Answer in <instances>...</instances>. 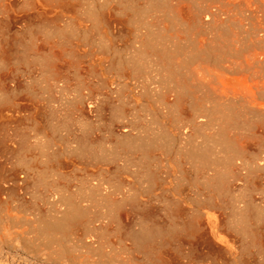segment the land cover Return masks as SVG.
<instances>
[{
	"label": "rangeland",
	"instance_id": "1",
	"mask_svg": "<svg viewBox=\"0 0 264 264\" xmlns=\"http://www.w3.org/2000/svg\"><path fill=\"white\" fill-rule=\"evenodd\" d=\"M146 1L0 0V103L4 104H0L4 114L0 121V264H264V216L255 218L260 212L264 214V170L256 168L253 173L255 167L244 161L252 156L257 160L262 154L259 150L263 146L251 144L257 142L248 135L251 131H245V125L247 129L255 125L252 122L256 118L242 115L248 124L241 123L244 129L237 130L242 139L247 138L243 137L245 132L251 136L250 142L247 139V151L244 155V151L240 152L245 159L240 158L243 165H237L242 169L235 164L228 166L234 173L226 169L227 164L216 169L219 176H226V179L220 177L221 180L216 176L217 182H221L217 183L219 187L224 185L227 189L228 183L229 191L234 190H226V197L231 193L226 200L222 196L223 187L218 188L223 191L219 195L222 198L210 187L207 191L206 180L199 177L201 174L202 178L207 177L211 172L203 174L205 170L195 167L193 170H201L196 175L191 164L188 166L184 160V166L182 157L180 161L177 159L180 156L175 149L180 138L176 129L189 132L188 122L184 123L190 114L189 107L182 106L183 113L176 112L178 117L173 113L170 116L176 106L171 107L167 115L154 82L157 78L154 76L155 86L149 82L151 74H155L153 69L149 67L153 72L149 75L140 60L138 66L144 70L139 73L142 70L135 69L133 76V70L125 65L127 61L132 66L136 59L134 47H138V37L145 33L152 39L172 36L181 39L183 45L190 38L189 46L186 45L190 49L199 47L194 42L196 45L205 40L210 44L211 38V46L216 40L215 47L223 39L232 45L234 37L239 42L250 43L249 39H259L258 19L244 6L236 3L229 6L221 0L189 1L192 5L187 0H163L167 1L164 3L160 0L161 5L158 3L160 6L155 8ZM209 7L214 16L205 18ZM216 7L221 8L219 12ZM184 34L185 41L180 38ZM216 36L222 39L217 37L218 41ZM225 42L220 45L224 46ZM245 42L241 41L240 45ZM245 44L250 50V44ZM221 46L214 47L221 51L218 53H222ZM226 46L225 50H230L231 46ZM241 46L243 50L245 45ZM245 49L239 52L244 54ZM211 50L209 54L214 52ZM216 51L212 55L218 58L220 54ZM225 52L220 58H225ZM147 78V86H153L145 90ZM194 89H190L194 96L201 94L202 89L197 88L196 92ZM161 128H164L160 132L162 136L170 133L169 141L167 136L165 139L168 143L172 140L173 145L170 144L169 153H163L164 157L152 150L142 159L144 156L133 149L128 151L137 139L139 142L140 134L152 136L153 130L156 134ZM204 128L197 129H203L202 132L194 131L196 142L208 132ZM196 132L202 135L198 137ZM82 144L92 148L90 155L96 152L97 157L90 156L87 147L83 151L81 146L78 149ZM117 151L125 155L119 153V156ZM103 153L106 154L102 156ZM152 156L158 157L153 160ZM138 159L143 162L137 164ZM236 172L238 176L234 175ZM66 200L81 201L84 212L79 216L80 226L77 224L79 227L50 238L51 241L35 228L39 221L60 216L56 211L59 208L63 211ZM68 203L65 206L72 207L74 202ZM141 229V233L146 229L156 233L154 243L137 246L135 236ZM144 246L150 250H140Z\"/></svg>",
	"mask_w": 264,
	"mask_h": 264
},
{
	"label": "bare ground",
	"instance_id": "2",
	"mask_svg": "<svg viewBox=\"0 0 264 264\" xmlns=\"http://www.w3.org/2000/svg\"><path fill=\"white\" fill-rule=\"evenodd\" d=\"M159 1L160 0H147L146 4L148 2L149 7H154L155 8V6L159 5L158 3H160V2L164 3V2H167L168 0L167 1H163L162 0L160 2ZM189 1L194 2L195 0H187V2H189ZM223 1H226V3L229 6H231L230 4H235V3L239 4L241 6H244L245 10L249 11L251 14H254L256 16V18L258 19V25H257L258 37L257 36L256 37L259 38V39H249V40H251L250 43H248V40L246 42L241 40L242 42H245L248 45L250 44V47H251V49L249 48L250 50H247L246 44L243 43L245 45V48H246V49L244 48L245 49L244 54H241V53H243V50H244V49L242 50V48L244 46H241L243 44L240 45L241 41L240 42L237 41L235 37L233 39V41L234 40L235 41H234V43L232 45H227V43L225 42V39H223L224 42H225L224 46H226V45L227 46H231L230 50H225L228 47L226 46L227 48H224V46L220 45V43L223 45L224 42H223V40H221L223 43L221 41H219L220 39H222L219 36H216V39H217V37L219 39V40L217 39L219 41V43L217 41L219 46H217V44H216V47H215L216 40L213 42L214 46H211V44H212L211 41H213V40H211L212 38L209 39L210 44L206 43L207 41L205 42V40H203L202 42H200L199 44H196V45H195L194 41L197 42V39H195V40L191 39V40H193L194 43L191 42L190 46H193V44H194V46H198L199 45V47H197V48L196 47L192 48V49H195V50H192V49H190L188 47L189 43L187 42L190 38L188 39L186 37L187 38L186 39L185 38V36H186L185 34H184V36L181 35L180 38L183 37L184 38V39L182 38L183 41H185V39H186L185 42L187 43L186 45H188V46L183 45V42L181 43V39L179 38V36L177 37L176 35H174V36H176L177 39L179 38L180 40H175L176 38H172V36L170 38V36L166 37V36H162V35L157 37V38L155 37L154 39H152V38L149 37L148 33H145V35H142V33H141L139 35L140 36L142 35V36L138 37V39H140L139 42L137 43L138 47L137 46L134 47V50H135V54L134 55L135 56L134 55L133 56H134V59L136 57L137 61H136V59L133 60V56L129 57L131 59L128 58L131 62L133 60L131 65L134 67V69H132L133 68L132 66L131 67L129 66L130 65L129 63H126L127 61H125V65L127 67V64H128V68H131V69H129L130 71L133 70L132 71L133 76L135 74L134 73L135 69L139 72L142 69L144 70V68H147L149 70L148 73L151 71L150 68L153 69L155 74H151L153 72H150L149 75L150 74L152 75L151 78H150L149 75H147V76H149L148 78H150V81H149L148 78H147L148 80L146 82L144 81V83H146L145 84L146 86L143 83V85L145 86V87H143V89L148 90L147 87L148 86L150 87L152 84L150 83L151 85L147 86V83L149 84V82H151V81L153 83V80L155 79L154 76H155L157 78L156 81L154 80V82H156V84H157L156 88L158 89V92L159 91L161 92L162 96L160 94L159 95H160V98L163 99L161 101L164 102L163 104L161 103V105H164V104L166 105V108H167L166 111H168L169 108L171 109V107H175L176 106L175 107L176 110H175V108L173 109L175 111V113L173 111L172 112L170 111L171 114L173 113L175 115L176 112H178V111L181 114V113H183V110L181 109L182 106L186 105L185 107H187V106L189 107L190 110L188 112L190 114H188V112H187V114H188L187 116H189V117L188 118H184V120L186 121L184 123L188 122L187 124L190 127V129L187 127L189 129V132L188 133L184 132L183 130H185V129L181 130L182 128L181 129L177 128L178 130H181V131H177V129H176V132H179V134H177V135H179L178 137L180 138V139L178 138L179 139L177 141L178 146L175 149L176 153L180 156V159L179 158H177V159H178V161H180L181 157H182L183 161L185 160V161H187L186 163H189L188 166L190 164L192 165V167H191L192 171H194L195 173L198 171L197 170L198 168L203 170V171L205 170V173H203V174H207V173L211 172L212 174L206 175L207 177L203 176L204 178H202V174L199 177H201L202 181L206 180L207 191H209L208 190L209 187H210V190H212L213 192L214 191L217 192L219 190L218 188H222L223 187V191L225 190L224 191L225 193H223V191L221 189L222 192L218 191L217 194L219 193L218 194V196H219L220 193L221 194L223 193L224 195H222V196H224V199H225V197L228 196L227 195L228 191H229L228 188H229L230 185L227 183V185H228L226 187L227 189H224V185H222V186L220 185V187H219V185L217 183L221 184V182L220 181L217 182L218 179L216 178V176L218 174L216 173V169H218L217 167L218 166L220 167V165L224 166L223 164H225V165L227 164L226 165L227 167L230 166L229 164H232V166H233V164H235L234 166H238V165L242 166L243 165V161L241 160L242 161L241 162L240 158L243 159V157H241L242 155H240V154L243 153V155H244L245 150L247 148V146H246L247 139H248V142H250L249 140H251L250 139L251 136L253 138V141L255 140L257 142V144H255L254 142L251 143V144H254V145L260 146V147L263 146L259 150V152L261 151L260 153H262V154H261L260 157H258V154L255 153V156L257 154V157H258L257 160L255 158H252L253 156L249 157V158H251L253 160L255 159L252 162H250L251 159L245 157L248 154L244 156L246 158V160H244L245 158L243 160L247 161L248 165L250 163L251 166L255 167L254 170L252 168V170H253L252 172L253 173H255L254 171L256 170V168H257V170L259 169L260 171L264 170V0H221V2H223ZM191 2H189V3L191 4ZM196 2H197V0H196ZM196 2H194V3H196ZM226 3H225V5L227 6ZM169 4H170V2H169ZM220 4H222V3H220ZM160 5H161V3H160ZM219 6H217V7H219ZM223 6H224V3H223ZM125 7H126V5H125ZM125 7H124V10H125ZM180 8L183 9V7H180ZM210 8L211 7H209V9L206 8V9L209 10V11L206 10L208 12L204 11V12L208 13L207 15L204 16L205 18H210L213 15L214 11H212L213 9L210 10ZM241 8H243V7H241ZM219 9H221V8H219ZM219 9L217 8L216 10L218 11ZM134 10L136 11V9H134ZM130 11L131 10H129V12ZM177 11H179V10H177ZM185 12H187V11H185ZM249 12H248V14H249ZM129 14H128V16H130ZM180 17H181V20L184 21V18L182 16H180ZM204 17H203V19H204ZM127 18H129V17H127ZM219 18H221V17H219ZM203 19L201 18L202 21H204ZM213 20H215V19H213ZM213 20H211V21H213ZM214 22L215 21H213V23ZM202 23H204V22H202ZM146 34H148V36ZM206 37L208 38V36H206ZM173 39H174V41H173ZM204 39H206V38H204ZM230 40L231 39H228V41H227L229 44L232 43V41L229 42ZM185 42H184V44H185ZM220 46L222 47V53L223 54H224L225 51L227 52V53L225 52V54H226L225 58L222 56L223 60H222V58H220V55L222 53H218L220 51L219 50ZM214 47L215 48L219 47V49H215ZM209 49H212L211 52H213L214 49L218 50V51H216L217 54H220V55H218V58L215 56L216 54L212 55L215 52V50H214L213 53H210L213 56V57H211L210 54H209ZM240 50H242L241 53L239 52ZM228 51H230V53ZM246 51H248V52L245 53ZM228 53H229V58H227L228 59L227 60L226 56L228 57V55H227ZM230 58L231 59L234 58V59L231 60ZM124 59L125 58H123V60ZM143 59H144V62H143ZM140 60H142V63H144V65L147 66V67H145L143 64H141L142 67H144L141 70H140L141 65L138 66L139 62H141ZM114 61H115V59H114ZM121 61H122V59H121ZM130 61H128V62H130ZM0 63H2V62L0 61ZM145 63L149 64L150 66L145 64ZM119 64L121 65V63H119ZM112 65H114V64H112ZM120 65H119L118 69H120ZM137 66L139 67V69H138ZM0 67H1V65H0ZM118 69H116V70H118ZM143 70L141 72H139V73H142ZM146 71L147 70H145V72ZM132 73H129V74L132 75ZM193 84L195 85V87L191 86ZM154 86H155V84H154ZM139 87H140V84H139ZM191 87H192V89L195 88L194 89L195 92H196L197 88L202 89L201 90V94L200 95L196 94L197 96L196 95L194 96V94H193L194 92L190 90ZM153 88H155V87H153ZM134 89H136V88L134 87ZM156 90H154V91L156 92ZM197 93H198V91H197ZM0 102H1V100H0ZM0 104H1V106L4 105L2 103H0ZM165 105H164V107H165ZM6 107H7V105H6ZM177 107H179V108H177ZM185 107H183L184 110L186 109ZM166 108H164V109H166ZM161 109H163V108H161ZM177 109H179V110H177ZM180 109L182 110L181 112H180ZM1 110L2 109H0V121L3 119V115H4L2 113L3 110L2 111ZM187 110H188V108H187ZM78 111H80V110H78ZM165 113L167 115L170 114L169 111H168V113L167 112H165ZM179 113H177V114L179 115ZM185 113L186 112H184V114ZM239 113L240 114L242 113L241 116L242 115L243 116L244 115H246V116L251 115V117H253V119L256 118V120L257 119L260 120V121H258V120L256 121L254 119V122H252V124L253 123L255 124V125H251V126L255 127L254 130H252L251 126L248 127V129H247L248 125H245V127H246L245 131L246 132H250L251 131L248 134V135H251V136H248L246 134V132L244 133L243 137L247 136L246 139L244 138L245 140L242 139V137H239L238 133H240V132H238L239 131L238 129L241 128V130H243L244 129L243 128L244 124H248V123H244V120H243L244 117L243 116H242V119L240 118L241 120H243V122L239 119V117H240V116L238 117ZM173 114L170 115V116L172 117ZM178 115H177V117H178ZM180 116H181V118H183L182 115H180ZM186 119H188V120H186ZM246 119H247V117H246ZM248 119L251 120L252 118H248ZM181 120H183V119H181ZM176 121H179V120H176ZM245 122H246V120H245ZM256 122L260 123L259 126L257 125L258 123H256ZM241 123H244V124L241 125L242 127H240ZM250 124H251V122H250ZM181 125H183V122H181ZM181 125H179V126H181ZM188 125L184 124L183 126H188ZM256 125H257V127H256ZM163 126H164V124H163ZM201 127H206L204 129L207 130L208 132L206 131L207 132L206 134H205V132H203L205 135L201 136L202 140L198 138L201 141H199V142L197 141L196 142V140H197L196 137L197 136L195 137L193 133H194V131H196L198 128L200 129ZM258 127H259V129H258ZM161 130H164V128L163 129L161 128L158 131V133H156V134L152 133L154 131L153 130L151 132L152 136H149L150 134H148V135L146 134L147 137L143 136L144 134L142 136L140 134L139 142H138V139H137L138 136H139V134H138V136H136L137 137L136 138L137 139L136 140L137 143H134L135 138H133L134 139L133 143L135 145H131L132 147L131 148L129 147L130 149L128 148V151L133 149L132 151L137 152V154H139L140 156H144V157H142V159H144L146 156L148 157L149 152L151 153L152 150H155V152L156 151L161 152V154H163L165 152L169 153L171 151V148L173 147V145L171 144L172 140H170V142L168 143L169 138L171 137V135L165 129V132H167V134H169L170 137L168 138L169 135L167 136V134L166 135L164 134V136H162L161 134H162L163 131L161 132ZM202 130H200V131L197 130V131L202 132ZM146 131H147V129H146ZM146 131H143V132H146ZM160 132H161V134H160ZM199 132H196L198 137H200V135H202L201 133L199 134ZM158 134H160V136ZM240 135L242 136V134H240ZM165 136H167L166 138H168V141L165 139ZM141 137H145V138L141 139ZM172 137H173V135H172ZM126 139H128V138H126ZM171 139L174 140V137L171 138ZM194 139H196V140H194ZM129 141H130V139H129ZM122 142H123V144L125 143V141H122ZM130 143L132 144V141ZM170 144L172 145V147H171ZM85 145L84 144L78 145V149H79V146H81V148H80V150L82 149L81 151L85 150L86 147H87L86 151L89 150L90 148L88 149V146H85ZM126 145H123V146H125L124 148H127ZM84 146H85V148H83ZM127 146H130V145L128 144ZM248 146H251V145H248ZM120 148L123 150L122 146ZM107 149H105V151ZM121 149L120 150L118 149V151H122ZM261 149H263V151ZM90 150H89V152L87 151L89 153V155H90ZM125 150H123V151L125 152ZM86 151H84V153H86V155H87ZM118 151L116 152V154L121 156L119 154L121 152L118 153ZM241 151H244V152L240 153ZM103 152H104V150H103ZM124 152H122V153H124ZM93 153L95 155L97 154L96 152H93ZM99 153L101 155L102 152H99ZM94 154L92 155V153H91L92 156H95ZM104 154H106V153H103L102 156H104ZM122 155H125V153L122 154ZM90 156H89V159H90ZM96 157H97V155L95 156V158ZM157 157L155 156L154 158H157ZM163 157H164V154H163ZM154 158L152 156L151 159L154 160ZM171 158H173V157H171ZM173 159H175V158H173ZM247 159H249V160H247ZM236 160L237 161L239 160V162L236 163ZM133 161H135V163H136L135 159ZM137 161H138L137 164L140 163V162L141 163L143 162V161H141L139 159ZM159 161H162V159L160 160V158H159ZM183 161H182V164L184 165L185 161H184V163H183ZM148 162H146V164ZM150 162H152V161H150ZM245 164L246 163L244 162V165ZM248 165H247V167H249ZM142 166H144V165H142ZM239 166H238V168H240ZM195 167L197 169L193 170V168H195ZM227 167H226V169L228 171H230L231 169L229 170V167L228 168ZM191 168H189V169L191 170ZM238 168H237V170H238ZM244 168H245V166H243V169ZM220 169L221 168H219V170ZM240 169H242V168H240ZM201 170H199L198 173ZM224 170H225V168H224ZM248 170H250V169H248ZM248 170H246V171H248ZM220 171H223V168ZM228 171H227V174H228ZM232 171H230V173ZM198 173H196V175H198ZM232 173H234V172H232ZM253 173H251V174H253ZM251 174L249 173V175H251ZM234 175L238 176L239 174H237V172H236ZM220 177H225V179H226V176L220 175L219 176V180H221ZM222 181H223V178H222ZM203 184H204V182H203ZM204 186H205V184H204ZM236 188L234 187V189H236ZM226 190H228L227 193H226ZM212 191H211V193H212ZM233 191L230 190L229 192H233ZM237 192H235V193H237ZM230 195H231V193L229 194V198H230ZM240 195H241V193H240ZM213 196H214V194H213ZM213 196H210V197H213ZM222 196H219V197H222ZM233 196L234 195H232V197ZM70 197L74 199V197H72V196H70ZM226 198H227L226 200L229 199L228 197H226ZM122 199L124 200V198H122ZM80 200H81V198H80ZM81 201H80V205L76 201H73V200L69 201L70 203L74 202L72 204V207H70L71 204L68 203V200H66V202L68 204H70V205H68V207H67V206H65V205H67V203L63 204L66 208L63 206V211H62L61 208H59V209H61V211L59 209H58L59 211L58 210L56 211V213L60 212V216L56 214L55 217L54 216L51 217V218H53L52 220H48L47 222H40L39 221V223L37 224L39 226H37L38 228L36 227L35 229H38V230L40 229L39 231H40L41 235L43 234L47 238H49V239L52 238L53 239L55 236H57L59 234L67 233L69 230H72L75 226L79 227L80 225L78 223L80 222L79 219H81V218H79V216L82 217L81 213L84 212V210H82L83 206L81 204ZM74 204H75V206H74ZM86 209L88 210V208H86ZM86 209H85V211H86ZM238 209L236 208L235 210H237V211L241 210V208H240V210H238ZM80 211H82V212H80ZM241 212L242 211H240L241 215H245V214H243ZM247 214H251V213L248 212ZM260 215L264 216V214H262L260 212V214L259 215L257 214L255 218L257 219V216L261 217ZM57 216H59V217H57ZM102 216H103V214H102ZM236 216H237V214H236ZM246 216L247 215H245L243 217L247 218ZM241 217L242 216H240V219H242ZM251 217H252V215H251ZM251 217H250V219H251ZM235 218L237 219V217H235ZM244 218L242 220H246ZM255 218H253V219H255ZM258 220H260V218H258ZM239 221H241V220H239ZM247 223L249 224L250 222L247 221ZM256 224H257V222H256ZM239 226H240V224H239ZM242 226H241V229H243V227H244V226L243 227ZM146 227L144 226L143 228H146ZM148 228H149V226H148ZM254 228H256V227H254ZM154 229L155 228H153L152 230L155 231ZM74 230H76V229H74ZM142 230L143 229H141L140 233L138 235L136 234V236H135V240H136L135 242L138 243L137 246L139 247L140 245H142L144 243H145V245L147 244V246H148L150 244H148L146 242H150V241H151V243H154V242H152V239H154L156 237L155 236L156 233L151 231V229H150V232L146 229V232L143 231L141 233ZM158 230H160V229H158ZM39 231H38V234H40ZM158 233H160V232H158ZM153 234H154L155 237L153 236ZM161 234H162V231H161ZM161 234H159V235H161ZM52 239H50V240L53 241ZM145 248L146 247L144 246V249L143 248H141V249L139 248V249L144 251ZM147 249H149V247L146 248V252H147ZM149 250H148V252H149ZM148 254H150V253H148Z\"/></svg>",
	"mask_w": 264,
	"mask_h": 264
}]
</instances>
